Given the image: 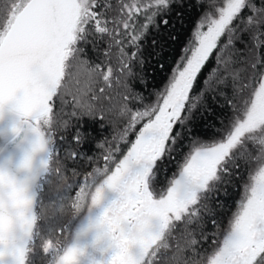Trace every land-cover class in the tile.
I'll return each instance as SVG.
<instances>
[{"label": "snow or ice", "instance_id": "6c2138e0", "mask_svg": "<svg viewBox=\"0 0 264 264\" xmlns=\"http://www.w3.org/2000/svg\"><path fill=\"white\" fill-rule=\"evenodd\" d=\"M209 2L214 13L206 12L198 21L185 55L164 89L156 94L155 102L133 111L130 98L143 99L129 84L135 75L133 62L143 63L138 57L141 41L172 0H118L115 8L108 0H0V115L11 106L14 112L30 117L31 131L47 147L55 142L57 126L65 131L72 127L64 116L63 106L69 103L66 96L72 98V110L67 113L72 119L97 112L100 119L104 112L127 116L121 140L143 121L121 159L116 161L109 151L103 157L104 167L84 177L83 187L103 182L118 193L107 206L112 213L110 226L119 232L113 247L122 249V254L118 253V262L112 260L111 264H157L161 259L168 264L161 250L166 253L170 249L168 239L178 223L184 226L181 238L189 237L186 247L196 255L198 241L188 226L199 219L201 209L207 210L202 201L215 191L221 174L229 172V165L239 168V161L256 166L242 184L237 210L207 264H264V60L257 56L249 61L251 73L247 67H232L241 63L235 44L244 42L242 34H251L256 48L264 44L260 39L264 36V6H257L254 0H224L220 7H215V0ZM245 9L251 14L242 17ZM109 12L117 15L109 18ZM138 17H143L142 23ZM105 38L107 50L102 62L90 64L81 58V45L92 44L95 49L96 42ZM214 51L217 68L209 80L217 77L219 83H226L220 76L223 71L236 85L234 97L228 101L233 108L228 130L213 142L193 139L167 187L157 189V161L173 152L179 138V133L173 134L174 128L186 125L202 100L203 93H191ZM116 97L120 102L114 103ZM54 98L61 101L59 116L53 110ZM249 142L258 146L257 155H252ZM82 143V132L76 129L72 144ZM48 150L52 157L57 154ZM67 155L75 159L79 153L70 148ZM59 172V167L53 169V174ZM134 245L141 249L139 256L130 251ZM183 250L177 243L176 252ZM171 259L181 264L175 255ZM182 264L197 262L183 260Z\"/></svg>", "mask_w": 264, "mask_h": 264}, {"label": "trees", "instance_id": "16d2710c", "mask_svg": "<svg viewBox=\"0 0 264 264\" xmlns=\"http://www.w3.org/2000/svg\"><path fill=\"white\" fill-rule=\"evenodd\" d=\"M108 2L114 8L118 5V0H108ZM223 2L224 0H215V7L223 6ZM254 2L257 6H264L262 0H254ZM206 12L214 13V7L209 0H202L200 3L197 0H172L169 8L156 16L155 22L149 26L141 41L138 57L143 63L133 62L135 75L130 78L129 84L133 92L139 93L143 97L142 100L130 98L129 107L133 111L142 110L145 105L155 102L156 94L162 91L168 83L173 68L185 55L184 49L189 46L198 21ZM250 14L249 10L245 9L241 16L246 17ZM115 15H117L116 12L108 13L109 18ZM142 22L143 17H138V23ZM109 27L112 25L110 24ZM221 39L222 42L225 40L224 37ZM260 39L264 40V36H261ZM242 40L243 43L237 41L235 44V48L240 50L241 63L233 64L232 67H247L248 73H251L253 70L248 62L254 61L257 56L264 60V44L256 48L255 41L248 33L242 34ZM81 47L84 49L81 53L82 59L89 61L90 64L100 63L105 59L107 38L97 41L95 49L92 44L81 45ZM128 50L133 51L134 49ZM115 52L116 48L114 47L112 53L115 54ZM216 55L217 52L214 51L206 62L191 93L193 96L203 93L202 100L198 103V107L193 111L186 125H177L174 128L173 134L179 133V138L177 144L173 146V152L166 153L161 160L157 161L154 180V186L157 189L167 187L168 181L178 170V164L182 162L184 155L189 151V145L193 139L213 142L222 139L228 130L229 117L233 112L232 105L228 101L233 99L236 85L233 84L231 77L223 71L220 76L226 78V83H219L217 77L209 80L213 69L217 68ZM112 63L115 68L114 59ZM246 75L242 74L245 77ZM244 82L246 83L247 80L245 79ZM75 87L76 85H73V89ZM247 94L248 89H245L243 95ZM71 99V96H66L64 100L69 103L64 104L63 107L64 116L71 121L72 127L65 131L57 126L54 129L55 142L49 145L52 152H57L53 157V167H59L60 172L45 173L37 183L39 206L56 205L70 199L84 185V177L89 171H94L97 167H104L106 161L103 157L109 151L112 152L116 161L121 159L135 140L143 124L141 121L134 130L128 132L125 140H121L120 136L128 124L127 116L119 117L115 112H104L103 119H100V113L97 112L92 116L82 115L72 119L67 116V113L72 110ZM54 101L53 110L59 116L61 101L58 98H54ZM118 102H120V98L116 97L114 103ZM233 102L238 103V100H233ZM76 129H80L83 135V143L79 146L72 144V136ZM60 137L65 138L60 139ZM117 147L119 148L118 152L115 151ZM70 148H76L79 153L78 158L73 159L67 155ZM248 148L253 156L258 154L257 145L249 142ZM238 163L241 165L239 168L229 165V172L221 174V180L217 182L215 191L209 193L207 198L202 201L207 210L201 209L199 219L188 226L189 231L198 241L195 246L196 255H193L192 250L186 247L185 240L189 237L181 238L184 226L182 223H178L177 229L168 239V243L171 245L170 249L166 253L161 250L162 254L168 258V264H176V261L171 259L174 255L181 264L183 260L190 262L194 260L197 264H207L208 258L221 242L229 228L232 215L237 210V201L242 195V184L246 182L249 171L256 166L255 163L245 164L243 161ZM74 218L71 215L56 213L41 219L38 234L33 242V251L29 254L27 264H49L51 256L46 255L40 246L41 235L63 238L69 232ZM213 220H215V224H213ZM203 236H207V239H202ZM177 243L184 249L182 252H176ZM157 264H164V260H159Z\"/></svg>", "mask_w": 264, "mask_h": 264}, {"label": "clouds", "instance_id": "9594fccd", "mask_svg": "<svg viewBox=\"0 0 264 264\" xmlns=\"http://www.w3.org/2000/svg\"><path fill=\"white\" fill-rule=\"evenodd\" d=\"M16 115L18 119L14 132L19 137L24 125L30 129L31 118L19 113ZM36 127L41 126L37 124ZM45 152L48 153L47 157L37 165L38 157ZM53 169V157L47 144L36 133L27 147L23 148L19 159L5 157L0 160V264H27L40 220L56 213L79 217L97 207L103 208L99 217L89 219L63 238L41 235L40 246L46 255L51 256L49 264H84L85 258L91 260L92 264H98L92 257L93 251L100 250L105 244L110 247L117 244L119 232L116 227L110 226L112 213L104 205L106 191L111 189L103 182L92 188L82 186L66 202L38 205L33 186L40 173L53 174ZM89 236L92 237L91 241L84 242V238ZM115 249L108 264L112 260L118 262L119 254H122V249Z\"/></svg>", "mask_w": 264, "mask_h": 264}, {"label": "rangeland", "instance_id": "374dc122", "mask_svg": "<svg viewBox=\"0 0 264 264\" xmlns=\"http://www.w3.org/2000/svg\"><path fill=\"white\" fill-rule=\"evenodd\" d=\"M16 113L8 108L4 113L3 117L0 118V148L3 144L15 133L14 127L17 122ZM50 145V144H49ZM118 197V193H115L111 190L106 191V198L104 201V205L107 206L111 203V201L115 200ZM103 212V208L97 207L93 209L90 213L81 214L79 217H75L74 221L71 223V228L69 232L76 230L80 225L86 223L89 219L99 217ZM92 237H85L84 242L89 243ZM116 249L114 247H110L108 244H105L100 250H94L92 253V257L98 264H108V261L111 259V256L115 254ZM131 253L134 256H139L141 249L138 245H134L130 249ZM84 264H92V261L88 258H85Z\"/></svg>", "mask_w": 264, "mask_h": 264}, {"label": "water", "instance_id": "95a60500", "mask_svg": "<svg viewBox=\"0 0 264 264\" xmlns=\"http://www.w3.org/2000/svg\"><path fill=\"white\" fill-rule=\"evenodd\" d=\"M9 108L12 110L11 106H9ZM33 138H34V133H32V131L28 128L27 125H24V131L21 133L19 137H16V134L14 133L0 148V160H3L5 157H14L16 159H19L20 155L22 154L23 148L27 147L28 142L31 141ZM47 155H48L47 152L41 153L37 159V165H39V161L46 158ZM44 174L45 173H40L39 179L33 186V190L36 193H37V189H36L37 183Z\"/></svg>", "mask_w": 264, "mask_h": 264}]
</instances>
